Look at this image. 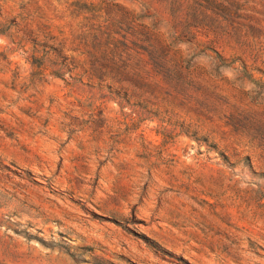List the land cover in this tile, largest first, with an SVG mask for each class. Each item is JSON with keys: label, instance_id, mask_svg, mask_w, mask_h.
<instances>
[{"label": "rangeland", "instance_id": "374dc122", "mask_svg": "<svg viewBox=\"0 0 264 264\" xmlns=\"http://www.w3.org/2000/svg\"><path fill=\"white\" fill-rule=\"evenodd\" d=\"M0 264H264V0H0Z\"/></svg>", "mask_w": 264, "mask_h": 264}, {"label": "trees", "instance_id": "16d2710c", "mask_svg": "<svg viewBox=\"0 0 264 264\" xmlns=\"http://www.w3.org/2000/svg\"><path fill=\"white\" fill-rule=\"evenodd\" d=\"M142 31H133L131 28L128 29V31H124V34L122 36V46L125 49V51L130 50L134 58H137V60L140 61L139 58H141L144 53L152 54L157 52V48L152 44V38L156 35V26L153 25V27L149 30H147L145 27H142ZM177 30L174 29V32H172L173 37L177 32ZM128 44L132 45L133 48H128ZM143 44H147V48L143 46ZM169 47H166V49L161 48V58L165 64L169 62L167 59V51ZM132 55V54H131ZM131 58V56H129ZM128 61V60H127ZM128 63L125 65V68H128Z\"/></svg>", "mask_w": 264, "mask_h": 264}, {"label": "bare ground", "instance_id": "6f19581e", "mask_svg": "<svg viewBox=\"0 0 264 264\" xmlns=\"http://www.w3.org/2000/svg\"><path fill=\"white\" fill-rule=\"evenodd\" d=\"M249 239V238H248Z\"/></svg>", "mask_w": 264, "mask_h": 264}]
</instances>
